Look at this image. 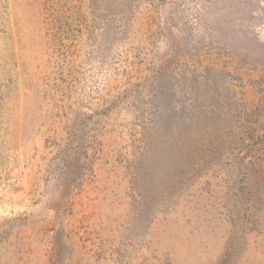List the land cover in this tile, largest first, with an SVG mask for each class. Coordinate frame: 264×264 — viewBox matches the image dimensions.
I'll list each match as a JSON object with an SVG mask.
<instances>
[{
  "label": "rangeland",
  "instance_id": "obj_1",
  "mask_svg": "<svg viewBox=\"0 0 264 264\" xmlns=\"http://www.w3.org/2000/svg\"><path fill=\"white\" fill-rule=\"evenodd\" d=\"M0 264H264V0H0Z\"/></svg>",
  "mask_w": 264,
  "mask_h": 264
}]
</instances>
